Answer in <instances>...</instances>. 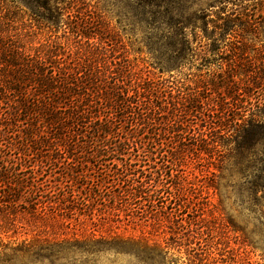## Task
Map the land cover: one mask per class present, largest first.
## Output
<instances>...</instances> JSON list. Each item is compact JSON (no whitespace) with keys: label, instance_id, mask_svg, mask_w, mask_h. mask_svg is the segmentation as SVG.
Instances as JSON below:
<instances>
[{"label":"trees","instance_id":"trees-1","mask_svg":"<svg viewBox=\"0 0 264 264\" xmlns=\"http://www.w3.org/2000/svg\"><path fill=\"white\" fill-rule=\"evenodd\" d=\"M84 2L0 0V230L13 225L21 198H31L32 208L38 205L36 166L63 168L56 173L79 182L77 175L85 181L87 176L72 166L111 161L117 166L102 170L98 187L108 184L109 175L116 177L118 196L111 197L124 202L117 210L135 217L134 205L142 202L139 216L163 226L164 240L150 244L114 236L15 245L0 238V264H88L109 252L138 264H170L178 240L186 242L184 263L215 264L207 262L210 250L203 244L213 237L212 226L196 212L191 222L180 215L189 204L186 180L178 173L190 157L204 161L205 170L215 167L219 174L208 177L222 211L227 208L222 191L230 187L241 212L264 220V53L249 58L235 45L228 49L225 71L187 88L161 73L181 72L194 52L207 65L208 54L220 48L213 38L220 45L235 20L243 18L254 29L256 23L243 10L225 14L222 8L211 20L210 12H190L194 0H127L134 25L163 66L150 77L132 65L114 37H106L96 13L79 10ZM21 12L45 28L42 42L16 27ZM202 39L212 41L201 44ZM167 135L175 145L164 148ZM97 197L102 196L89 199Z\"/></svg>","mask_w":264,"mask_h":264},{"label":"rangeland","instance_id":"rangeland-1","mask_svg":"<svg viewBox=\"0 0 264 264\" xmlns=\"http://www.w3.org/2000/svg\"><path fill=\"white\" fill-rule=\"evenodd\" d=\"M116 1H112V3L116 4ZM112 3L86 0V3L84 2L78 7L80 11H92L99 16L103 33L108 39L114 37L118 41V48L137 70L143 71L150 77H157L163 66L160 67L155 63L145 33L134 25L131 9L125 6L127 0H123L120 5L114 6ZM190 6V12H210L208 14L211 15L208 18L211 20H216L215 14L221 8L225 14L243 10L247 18L256 23V28L248 26L243 18L235 20L233 24H230L233 30L225 35V39L220 45V38H213V41L216 42L214 48L217 46L220 48L214 50V55L208 54L207 65L204 63L205 59L202 60L201 55L194 52L185 61L186 65L179 70L181 72L163 68L162 77L172 76L180 82L182 87L187 88L193 85V82L208 79L214 72L225 71L226 60L230 55L228 49L236 47L235 45L240 46L249 58L263 55L264 0H194ZM235 17L236 15L232 16V18ZM15 20L17 21L16 27L21 29L22 33L34 34L36 41L42 42L46 37L45 28L27 15H23V12ZM197 41L193 40V46L198 45ZM211 41L212 39H202L201 44L211 43ZM220 62L224 64L222 69L218 68ZM164 138L162 141L164 148L175 145L171 136L167 135ZM0 140L1 143L2 138ZM205 165L204 161L196 162L194 157L186 158L178 174L186 180V189L183 193L189 204V207L185 211H181L180 215L183 216L182 218H186V222H191L193 216L190 215L196 212L197 218L202 216L207 219L205 222L211 225L214 230L213 237L209 240L205 239L203 243L204 246L206 245V250H210L207 262L212 259L211 262L215 264H264V220L246 211L241 212L237 193L230 187L224 188L222 191L227 204L226 211H222L218 195L208 177L212 172H215L216 175L219 172L211 165L205 170ZM116 166V163L111 161L97 163L91 160L89 163H78L77 166L71 167L74 168L73 171L87 176L85 181L80 175H77L79 182L75 179L64 178L60 173H56L65 172L66 170L63 168L57 170L48 165L36 166V183L39 184L40 191L37 196H34L36 197L34 202L39 200L38 205L32 208L31 198H21L20 202L23 205L12 218L14 219L13 225H7L4 231L0 230L1 240L4 243H15L16 245L23 241L32 243L36 240H47L54 242L99 237L111 239L114 236H120L124 239L148 240L150 244L154 242L162 244L163 232L166 229L159 224H154L152 219H148V221L141 219L143 217L139 216L141 214L139 212L143 210L142 202L134 205L135 217L128 215L124 210H117V208L123 209L124 202L118 200L117 197H111L112 195L118 196V190L116 187L113 188L116 185L114 181L116 177L109 175L106 178L108 184L104 187L101 185V188L98 187L99 184L96 180L101 173H104L102 170L113 169ZM86 171L87 175L83 173ZM84 182L86 185L83 184ZM220 184L226 185L227 182L220 180ZM191 186L196 191H190L189 187ZM97 195L102 196L97 197L98 201L89 199ZM157 205L159 207L160 203ZM152 208L155 210L157 207ZM152 208L147 209L153 213ZM178 241L179 245L176 250L171 252L170 264H186L184 263L186 262L184 255V250L187 247L186 242ZM218 248H222V251L218 252ZM220 254H223L222 257ZM222 258H224L223 262H221ZM87 261L88 264H138L134 258L115 255L112 252ZM69 264L73 263L70 261Z\"/></svg>","mask_w":264,"mask_h":264}]
</instances>
